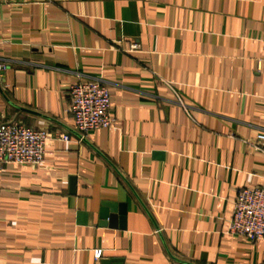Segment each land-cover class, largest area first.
<instances>
[{
    "label": "crops",
    "instance_id": "obj_1",
    "mask_svg": "<svg viewBox=\"0 0 264 264\" xmlns=\"http://www.w3.org/2000/svg\"><path fill=\"white\" fill-rule=\"evenodd\" d=\"M262 59L264 0H0V124L48 134L0 168V264H264L225 229L264 186ZM94 80L111 126L81 137Z\"/></svg>",
    "mask_w": 264,
    "mask_h": 264
},
{
    "label": "built area",
    "instance_id": "obj_2",
    "mask_svg": "<svg viewBox=\"0 0 264 264\" xmlns=\"http://www.w3.org/2000/svg\"><path fill=\"white\" fill-rule=\"evenodd\" d=\"M133 45V48H136ZM264 59L259 60V68ZM5 64L0 63V71ZM71 100L74 128L84 136L89 130L111 126V106L107 84L102 80L71 84L67 91ZM55 138L69 141L65 132L55 134ZM47 131L32 129L19 122L0 124V168L7 162L20 165L43 162ZM250 146L255 150L264 148V133H258ZM229 234L241 235L248 240L264 238V186L244 187L236 191L233 213L226 225ZM101 250L94 251L99 259Z\"/></svg>",
    "mask_w": 264,
    "mask_h": 264
},
{
    "label": "water",
    "instance_id": "obj_3",
    "mask_svg": "<svg viewBox=\"0 0 264 264\" xmlns=\"http://www.w3.org/2000/svg\"><path fill=\"white\" fill-rule=\"evenodd\" d=\"M106 212L105 211H103V213H102V216H104V217H106V214H105Z\"/></svg>",
    "mask_w": 264,
    "mask_h": 264
}]
</instances>
